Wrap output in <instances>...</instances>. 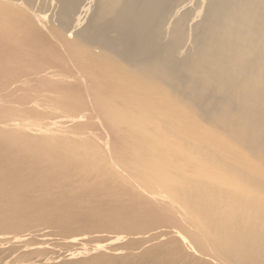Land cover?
<instances>
[{"label":"bare ground","instance_id":"bare-ground-1","mask_svg":"<svg viewBox=\"0 0 264 264\" xmlns=\"http://www.w3.org/2000/svg\"><path fill=\"white\" fill-rule=\"evenodd\" d=\"M0 264H264V0H0Z\"/></svg>","mask_w":264,"mask_h":264}]
</instances>
